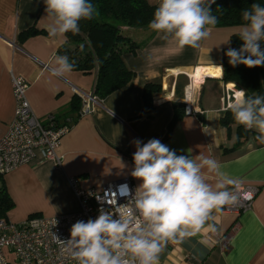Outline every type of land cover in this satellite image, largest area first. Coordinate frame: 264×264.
Returning <instances> with one entry per match:
<instances>
[{
    "label": "crops",
    "instance_id": "1",
    "mask_svg": "<svg viewBox=\"0 0 264 264\" xmlns=\"http://www.w3.org/2000/svg\"><path fill=\"white\" fill-rule=\"evenodd\" d=\"M148 1L159 4V0ZM45 7L40 0H0V137L14 115L13 76L28 82L26 98L41 121L52 113L57 125L68 124L70 131L57 149L60 166L45 160L36 149L30 162L3 176L13 202L7 219L19 222L30 215L50 217L79 211L70 178H76L82 189L100 190L122 179H129L136 188L140 181L130 174L136 150L131 142L155 138L177 155L203 153L218 161L230 178L259 188L249 210L239 215L223 208L214 210L213 218L195 235L167 242L158 264H264V144L254 139L259 135L255 129L238 131L236 124L227 128L221 122L240 92L222 81V50L229 47L241 25L211 27L197 48H181L174 39H162L155 32L134 54L122 55L135 74L131 83L81 113L78 92L93 91L95 71L51 75L50 68L67 38L49 35L52 19ZM28 29L34 32L22 34ZM123 30L137 42L147 37L144 30ZM194 70L204 71L200 77L205 78L194 89L200 112L192 115L184 111L183 96L188 76L195 77ZM154 81L161 84V92L152 97L153 107L144 113L142 90ZM75 97L80 107L71 111ZM176 109L183 115L166 136ZM204 176L213 186L219 182V177L207 170ZM207 224L214 225L216 231Z\"/></svg>",
    "mask_w": 264,
    "mask_h": 264
},
{
    "label": "clouds",
    "instance_id": "2",
    "mask_svg": "<svg viewBox=\"0 0 264 264\" xmlns=\"http://www.w3.org/2000/svg\"><path fill=\"white\" fill-rule=\"evenodd\" d=\"M215 2L159 0L148 28L162 39H174L181 48H197L218 22L211 9ZM44 4L52 19L49 35L53 37L77 34L79 22L92 19L96 13L91 0H44ZM241 15L244 23L235 35L243 43L239 49L227 50L228 62L233 67L264 66V5L253 3ZM75 67L66 55H57L50 72L54 77H65ZM229 109L237 124L255 129L259 135L254 139L264 144V95L240 90ZM131 143L136 150L130 174L140 183L125 204L115 203V211L110 204L111 210L100 209L95 219L78 220L71 226L70 237L62 241L76 264H158L167 242L195 235L213 218L214 210L238 199L228 188L239 187L238 181L222 171L215 159L203 153L177 155L155 138ZM205 170L219 177L215 186L206 181ZM243 196L251 198L250 193ZM207 227L216 231L212 224Z\"/></svg>",
    "mask_w": 264,
    "mask_h": 264
},
{
    "label": "built area",
    "instance_id": "3",
    "mask_svg": "<svg viewBox=\"0 0 264 264\" xmlns=\"http://www.w3.org/2000/svg\"><path fill=\"white\" fill-rule=\"evenodd\" d=\"M28 87L25 79L12 77L15 108L7 132L0 137V177L30 162L36 149L41 150L45 160H50L58 166L61 164L57 149L62 138L70 131V125H57L52 113L41 121L32 112L26 98ZM194 89L196 87L189 78V84L184 88L183 105L184 111L192 115L200 112L196 105ZM78 96L82 102L81 113L89 112L92 106L98 103L93 91L78 92ZM68 181L79 202V211L50 217L30 216L20 222L0 219V264H76L62 241L70 237L71 226L78 220L95 219L100 209L111 210V205L115 211V203L125 204L129 193L134 194L135 191V186L129 179L109 182L100 190L82 189L78 186L76 178H70ZM236 181L239 187L231 185L229 189L237 193L238 199L235 203L224 206L223 211L239 215L251 208L259 188L240 180ZM244 193H250L251 198L245 199Z\"/></svg>",
    "mask_w": 264,
    "mask_h": 264
},
{
    "label": "trees",
    "instance_id": "4",
    "mask_svg": "<svg viewBox=\"0 0 264 264\" xmlns=\"http://www.w3.org/2000/svg\"><path fill=\"white\" fill-rule=\"evenodd\" d=\"M44 4V0H40ZM96 7V13L90 20L79 22L80 31L77 34L66 33L67 44L58 50V55H66L75 62V70L83 73L95 71L96 78L93 94L100 100L113 91L131 83L135 74L128 69L123 61L125 52L135 53L155 32L148 28L156 4L148 0H91ZM253 3L264 5V0H216L211 5L213 15L217 16L216 27L242 25L241 12ZM45 5V4H44ZM46 6V5H45ZM136 32L147 31V37L141 42L135 41L126 34L123 28ZM28 29L22 34H31ZM242 41L237 35H232L229 47L222 50V81L238 90H244L248 95L259 93L264 95V66L248 68L243 64L233 67L225 55L229 48L239 49ZM161 92L159 82H148L142 90L143 112L148 113L152 105V97ZM78 97L71 103V111L79 110ZM183 111L176 109L167 126L166 136L172 126L182 117ZM225 127L236 124L237 130H244L242 125L234 120L230 109L226 110L221 120ZM3 178V177H0ZM13 207L8 196L4 181L0 183V219H7V212ZM32 216V215H31Z\"/></svg>",
    "mask_w": 264,
    "mask_h": 264
},
{
    "label": "bare ground",
    "instance_id": "5",
    "mask_svg": "<svg viewBox=\"0 0 264 264\" xmlns=\"http://www.w3.org/2000/svg\"><path fill=\"white\" fill-rule=\"evenodd\" d=\"M193 76L195 77H191L188 76L191 79V83L195 86V87H199V85H201V82L204 80L205 77H200V76H204V71H200L199 73L197 70H194V74ZM198 76V77H197Z\"/></svg>",
    "mask_w": 264,
    "mask_h": 264
},
{
    "label": "rangeland",
    "instance_id": "6",
    "mask_svg": "<svg viewBox=\"0 0 264 264\" xmlns=\"http://www.w3.org/2000/svg\"><path fill=\"white\" fill-rule=\"evenodd\" d=\"M2 180H3V179H2V178H0V183L2 182ZM30 216H31V215H30ZM32 216H33V215H32ZM19 222H20V221H19Z\"/></svg>",
    "mask_w": 264,
    "mask_h": 264
}]
</instances>
